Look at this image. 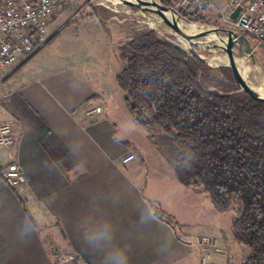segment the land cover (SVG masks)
<instances>
[{"label": "crops", "instance_id": "obj_1", "mask_svg": "<svg viewBox=\"0 0 264 264\" xmlns=\"http://www.w3.org/2000/svg\"><path fill=\"white\" fill-rule=\"evenodd\" d=\"M226 2L210 0L206 19ZM110 19L91 11L79 20L76 39L90 48L69 61L23 70L39 50L0 80V121L14 139L0 147V264H201L199 236L225 248L212 260L230 264L231 220L182 182L172 138L132 120L116 81L123 65L101 63L121 26ZM10 162L25 179L16 188L2 178Z\"/></svg>", "mask_w": 264, "mask_h": 264}, {"label": "trees", "instance_id": "obj_2", "mask_svg": "<svg viewBox=\"0 0 264 264\" xmlns=\"http://www.w3.org/2000/svg\"><path fill=\"white\" fill-rule=\"evenodd\" d=\"M158 1L167 8L178 2ZM92 12L114 22L104 6ZM115 54L132 120L172 138L182 182L200 190L216 212L235 209L233 239L250 251L241 264H264V103L233 92L224 67H211L132 21L119 28Z\"/></svg>", "mask_w": 264, "mask_h": 264}, {"label": "built area", "instance_id": "obj_3", "mask_svg": "<svg viewBox=\"0 0 264 264\" xmlns=\"http://www.w3.org/2000/svg\"><path fill=\"white\" fill-rule=\"evenodd\" d=\"M62 0H0V80L6 70L16 67L39 51L48 41L49 19ZM180 14L190 22L200 23L210 7V0H178L175 5ZM241 7L235 19L231 13ZM218 26L231 30L238 35L264 43V0H227L220 9ZM99 108L88 111L98 112ZM14 143L13 129L8 122L0 121V147ZM134 158L133 154L123 157V163ZM2 178L11 188L24 184L21 168L10 162L3 169ZM196 243L203 250L201 264L211 256H224L225 250L217 245L210 236L196 237ZM63 264H74L64 260Z\"/></svg>", "mask_w": 264, "mask_h": 264}, {"label": "rangeland", "instance_id": "obj_4", "mask_svg": "<svg viewBox=\"0 0 264 264\" xmlns=\"http://www.w3.org/2000/svg\"><path fill=\"white\" fill-rule=\"evenodd\" d=\"M96 5L112 6L110 3H107L102 0H93L91 2H88L86 0H62L55 10V14H54L55 20H52L48 26V34L52 35L53 33H55V31L59 29H60L59 31L61 32H59V34L55 36L50 42L45 44L40 49L38 55L34 59L32 58V61L28 62L27 67H25L23 70L34 69L36 68V66H38V64H40L42 67H56L60 65L61 63H63L64 61L68 59L70 60V57L68 56H73L81 52L83 49H85V46H86V49L90 48L89 44L86 41L87 38L81 37V38L76 39L75 34H76V31L78 32L81 31V28L77 26V23H79V20L83 19L84 15L91 12L92 7ZM173 9L176 12H179L176 6H174ZM114 10L116 12L112 11L114 13V16H112V18H114L116 22L110 26L111 29H116V25L122 26L124 22L129 21L127 15H122L123 12L120 7L116 6ZM152 15L154 16V18H157L156 15L154 14ZM204 19L206 21L205 24L217 25L218 23V20L211 22L210 20L206 19V17H204ZM179 22L184 24L181 20H179ZM201 23H204V22L201 21L200 24ZM164 27L168 28L165 25ZM248 40H249V44L251 47V53L250 55H247L246 58H243V57L239 58L241 74L243 75L244 78L245 76H247L248 81L251 84L255 86L264 87V48L261 47L259 43H257L254 39L248 37ZM209 43L213 47H216L219 49H222L223 47V45L219 41H210ZM107 45H108V51H106V54L100 57L102 58L101 63L105 62L104 63V66H105L106 62H109V61L111 63L113 62V67H115L116 69L118 68L119 61L116 58L115 49L114 47H113V50L112 48L109 49V47L112 46L111 41H108ZM73 46H76L77 50H72ZM187 47L189 46L187 45ZM196 48L198 50H204L206 52H209V54L205 56L208 64L214 65V66H221V64H223L222 57H219V55H217L216 53L207 51L202 45H195L193 49L196 51L197 50ZM243 49H246L245 46H243ZM220 53L225 54L223 50H221ZM252 59H253L254 64H252ZM223 214L225 218L231 220L232 217L235 215V209L231 208L230 210H228L227 212ZM235 246H236L235 249L233 248L230 249V254H229L230 264H240L242 258L247 257L250 254V251L246 246L242 244H238L236 242H235ZM223 249L225 250V248ZM212 259H213V256L211 257V261L208 262V264H227L226 259H223V260L222 259L212 260ZM65 260L72 262L71 260L67 258Z\"/></svg>", "mask_w": 264, "mask_h": 264}, {"label": "water", "instance_id": "obj_5", "mask_svg": "<svg viewBox=\"0 0 264 264\" xmlns=\"http://www.w3.org/2000/svg\"><path fill=\"white\" fill-rule=\"evenodd\" d=\"M91 2L93 0H86ZM110 3L114 8L120 7L123 14L127 15L128 20L136 23L140 29L147 32L153 33L160 41L176 46L181 49H185L190 54L197 56L201 60H207L205 56L200 55L193 48L195 45H202L207 51L216 53L219 57H222L223 64L221 66L210 65L211 67H224L228 79L233 86V92L245 96L249 99L264 103V87L255 86L248 81L247 76L244 78V82L238 79L241 72L239 58H246L247 55L251 53V47L249 40L244 35H238L231 30L225 29L221 26L214 24L205 23H194L185 19L179 12H176L173 8H167L160 4V7L151 6L155 11L161 12L165 10H172L175 12L177 18L181 20L184 24L180 26L164 27L166 21V16L160 13L159 23L156 21L154 16L150 13L141 12V2L142 0H102ZM112 6H106L112 11H115ZM241 7H236L231 13V18L235 19ZM116 12V11H115ZM211 35V37H210ZM215 35L218 41L223 45L222 49L213 47L209 42V38H213ZM214 39V38H213ZM187 45L189 47H187ZM263 45V44H262ZM245 46L246 49H243ZM224 50L225 54L220 53ZM252 64L253 59H252Z\"/></svg>", "mask_w": 264, "mask_h": 264}, {"label": "bare ground", "instance_id": "obj_6", "mask_svg": "<svg viewBox=\"0 0 264 264\" xmlns=\"http://www.w3.org/2000/svg\"><path fill=\"white\" fill-rule=\"evenodd\" d=\"M151 4H153L154 6L160 7L156 0H142L141 7H140L141 8V12H143V13H152V14L156 15L157 18H155V19H156V21L158 20V23H159V20H160L159 15H160V13H162L167 18L165 23H164V25L167 26V27L183 25L182 23L179 22V19L177 18V16H176L174 11L165 10V11L157 12V11L154 10V8L151 6ZM212 36H213L214 39L213 38H209V41H218V38L215 35H212ZM210 37H211V35H210ZM215 38H216V40H215ZM238 79L241 82L245 81L243 75L241 74V72H240V74L238 76Z\"/></svg>", "mask_w": 264, "mask_h": 264}]
</instances>
